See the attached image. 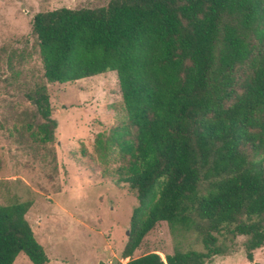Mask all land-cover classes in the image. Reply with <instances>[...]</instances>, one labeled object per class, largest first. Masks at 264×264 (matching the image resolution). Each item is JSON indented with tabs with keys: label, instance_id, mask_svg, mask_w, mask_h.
<instances>
[{
	"label": "trees",
	"instance_id": "obj_1",
	"mask_svg": "<svg viewBox=\"0 0 264 264\" xmlns=\"http://www.w3.org/2000/svg\"><path fill=\"white\" fill-rule=\"evenodd\" d=\"M31 33L47 83L116 74L124 116L95 145L105 162L114 154L113 174L137 201L125 264H209L236 237L253 263L264 247V0H109L36 13ZM29 98L37 139L50 143L46 86ZM31 205L0 204V264L20 253L49 262L26 219ZM161 222L203 250L134 257Z\"/></svg>",
	"mask_w": 264,
	"mask_h": 264
},
{
	"label": "rangeland",
	"instance_id": "obj_2",
	"mask_svg": "<svg viewBox=\"0 0 264 264\" xmlns=\"http://www.w3.org/2000/svg\"><path fill=\"white\" fill-rule=\"evenodd\" d=\"M109 0H0V204L30 201L26 214L46 264H125L120 254L127 241L135 195L117 182L115 156L106 162L95 145L123 119L121 96L113 72L59 84L47 83L31 33L32 17L58 8H99ZM45 85L57 122L54 139L41 144L42 120L29 98ZM245 237L226 242V254L209 264H264V247L244 254ZM178 244L202 251L193 233L173 235L158 223L133 256L156 253L163 260ZM13 264H32L20 253Z\"/></svg>",
	"mask_w": 264,
	"mask_h": 264
}]
</instances>
